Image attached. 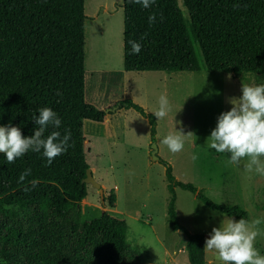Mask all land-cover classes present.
<instances>
[{
  "label": "trees",
  "instance_id": "obj_1",
  "mask_svg": "<svg viewBox=\"0 0 264 264\" xmlns=\"http://www.w3.org/2000/svg\"><path fill=\"white\" fill-rule=\"evenodd\" d=\"M155 0L149 8L122 0V65L126 71L264 72V0ZM155 14V22L149 16ZM84 0H0V126L34 134V117L48 107L70 130L66 153L47 165L43 150H29L14 163L0 153V264H157L146 260L125 236V223L107 213L83 218L81 181L85 119L101 122L105 110L84 96ZM142 45L139 54L128 43ZM88 45L86 49V58ZM145 116L151 140L155 117L130 98ZM116 102V103H117ZM164 165L167 222L185 236L187 264H205L204 234L178 222L176 185L188 189L210 209L241 219L245 211L209 199L190 182L175 178ZM31 174L20 179L25 170ZM37 181L32 186V181ZM112 206L114 195L106 197ZM104 200V199H103Z\"/></svg>",
  "mask_w": 264,
  "mask_h": 264
},
{
  "label": "rangeland",
  "instance_id": "obj_2",
  "mask_svg": "<svg viewBox=\"0 0 264 264\" xmlns=\"http://www.w3.org/2000/svg\"><path fill=\"white\" fill-rule=\"evenodd\" d=\"M84 1L85 50L88 45L87 58L84 52L85 100L105 110L131 93L134 99L147 104L146 111L154 113L160 96L164 95L170 111L161 120L154 115L153 140L147 118L133 108L129 113L122 112L121 107L108 111L112 114L113 130L109 132L117 137L114 143L103 134L102 124L84 120V137L88 140L84 144L85 159L88 167H93L95 180L105 187L101 185L104 199L101 201L98 190L86 184V195L80 201L83 218L107 213L125 223L127 242L137 246L146 260L157 264H187L183 250L185 236L167 222L168 193L164 165L160 162L163 159L170 164L177 180L192 183L214 202L240 206L248 222L259 221L256 230L260 234L254 246L264 255V172L257 171V165L249 170L250 157L241 159L239 165L230 163V153L210 149L207 141L220 114L231 110V100L242 96V85L264 84V72L234 76L220 70H161L156 75L139 74L132 79L122 65V0ZM178 4L187 15L181 0ZM90 6L95 9V19L94 13L89 16ZM130 114L137 118L134 120ZM176 131L192 134L183 137V150L173 154L161 141L170 133L178 134ZM151 142L157 145L158 160L151 157ZM259 160V167H264V156ZM174 191L178 222L191 232L203 233L204 247L214 227H221L228 218L240 220L210 209L195 193L179 185ZM111 194L114 195L112 206L106 199ZM204 259L205 264H221L214 252L205 249Z\"/></svg>",
  "mask_w": 264,
  "mask_h": 264
},
{
  "label": "clouds",
  "instance_id": "obj_3",
  "mask_svg": "<svg viewBox=\"0 0 264 264\" xmlns=\"http://www.w3.org/2000/svg\"><path fill=\"white\" fill-rule=\"evenodd\" d=\"M132 3L140 4L143 8H149L155 0H131ZM155 14L149 16V23L155 22ZM133 54H139L142 45L135 41L128 42ZM229 79L231 76L229 75ZM242 96L231 100V110L221 113L218 117L217 126L212 130L208 147L218 153H230L229 162L239 165L241 159L250 157L249 170L257 165V171L264 172V167H259V157L264 156V84L257 86L242 85ZM159 107L153 113L158 120L164 119L169 111V101L164 95L159 98ZM34 134L23 137L18 127L0 126V153L5 154L9 163H14L19 157L29 150L40 152L46 158L47 165L67 152L71 139L70 130H65L63 136L59 131H52L46 138L44 133L48 127L59 129L61 119L51 108L39 109V115L34 117ZM170 133L163 138V143L168 150L175 154L183 150L185 141L183 137L191 135ZM31 174V170H25L20 179ZM37 181H32L36 186ZM259 221L248 222L241 218L238 222L228 218L222 222L219 228H213L210 238L205 241L204 249L214 252L221 264H264V255L255 248L256 237L260 234L256 230Z\"/></svg>",
  "mask_w": 264,
  "mask_h": 264
},
{
  "label": "crops",
  "instance_id": "obj_4",
  "mask_svg": "<svg viewBox=\"0 0 264 264\" xmlns=\"http://www.w3.org/2000/svg\"><path fill=\"white\" fill-rule=\"evenodd\" d=\"M85 2V1H84ZM84 13H85V16H87V12L86 11H84ZM92 13H94V15H93V19H95L97 16L95 15V9H91V6H90V8H89V16H92L91 14ZM93 19H91V21H93ZM90 21V22H91ZM84 35H85V26H84ZM84 47H85V43H84ZM84 52H85V57H86V50H85V48H84ZM85 61V60H84ZM158 71H161V70H142V71H126V72H128V73H126L127 75H129V77H131L132 79H134V78H136V76H140L139 74H142V75H148V76H150V75H156L157 73L156 72H158ZM163 71V70H162ZM84 75H85V64H84ZM84 78H85V76H84ZM141 78V77H140ZM131 90V89H130ZM123 98H130L133 102H137V103H139L140 105H142L143 107H144V109H148L147 108V104L146 103H144L143 101H141V100H137V98L136 99H134L135 98V96H133V95H131V93H126L122 98H120L119 100H121V99H123ZM118 100V101H119ZM101 107V106H100ZM116 108H120L119 106L118 107H116ZM115 108V109H116ZM122 109H121V111L122 112H128L129 113V111H131V109L130 108H132V107H121ZM119 110V109H118ZM117 110V111H118ZM120 112V111H119ZM132 117H133V119L135 120L136 118H137V116L136 115H134V114H130ZM111 122H112V114H111V112H107V113H105V115H104V118H103V120L101 121V122H99L100 124H102V126H103V129H104V132H103V134H105V137L107 138V139H112V141H113V143L115 142V140L117 139V137L114 135V133H111V132H109L110 130L111 131H113L112 130V128H111ZM146 122H147V119H146ZM148 123V122H147ZM148 127H149V125H148ZM92 137H94V136H92ZM108 141V143H110V140H107ZM84 142H88V140L85 138V140H84ZM148 142L149 141H147L146 142V145L148 144ZM149 145V144H148ZM147 150V152L149 153V149H146ZM90 169H91V171H93V167H90ZM100 183V185H102L103 187H105L104 186V184H102L101 182H99ZM84 199V198H83ZM184 241H185V238H184ZM183 250H184V253L186 254V251H185V246L183 247Z\"/></svg>",
  "mask_w": 264,
  "mask_h": 264
},
{
  "label": "water",
  "instance_id": "obj_5",
  "mask_svg": "<svg viewBox=\"0 0 264 264\" xmlns=\"http://www.w3.org/2000/svg\"><path fill=\"white\" fill-rule=\"evenodd\" d=\"M119 103L116 105L114 104L113 107H108L105 109V112L111 111V109H115L118 107ZM150 154L153 160H158V156L156 154L157 152V145L155 142H151L150 144ZM81 181L84 182L85 184H90L92 187L96 188L99 192V196L101 201L103 200V188L101 187L100 183L95 180V178L92 175V171L89 167L85 169V175L81 178Z\"/></svg>",
  "mask_w": 264,
  "mask_h": 264
}]
</instances>
